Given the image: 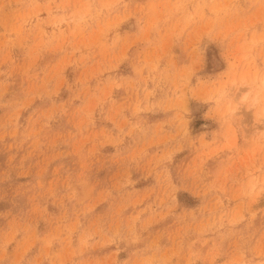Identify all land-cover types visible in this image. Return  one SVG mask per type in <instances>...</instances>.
I'll list each match as a JSON object with an SVG mask.
<instances>
[{
	"label": "rangeland",
	"instance_id": "obj_1",
	"mask_svg": "<svg viewBox=\"0 0 264 264\" xmlns=\"http://www.w3.org/2000/svg\"><path fill=\"white\" fill-rule=\"evenodd\" d=\"M0 264H264V0H0Z\"/></svg>",
	"mask_w": 264,
	"mask_h": 264
}]
</instances>
